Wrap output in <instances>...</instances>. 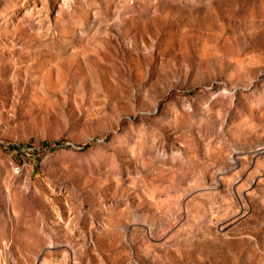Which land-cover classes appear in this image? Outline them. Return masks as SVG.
Masks as SVG:
<instances>
[{
	"label": "rangeland",
	"instance_id": "374dc122",
	"mask_svg": "<svg viewBox=\"0 0 264 264\" xmlns=\"http://www.w3.org/2000/svg\"><path fill=\"white\" fill-rule=\"evenodd\" d=\"M0 264H264V0H0Z\"/></svg>",
	"mask_w": 264,
	"mask_h": 264
}]
</instances>
